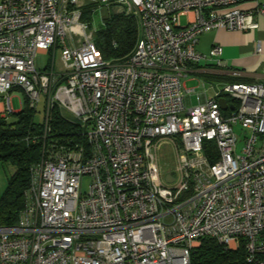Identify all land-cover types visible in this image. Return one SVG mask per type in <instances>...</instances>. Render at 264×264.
I'll use <instances>...</instances> for the list:
<instances>
[{"label":"built area","instance_id":"obj_1","mask_svg":"<svg viewBox=\"0 0 264 264\" xmlns=\"http://www.w3.org/2000/svg\"><path fill=\"white\" fill-rule=\"evenodd\" d=\"M241 1L0 0L5 111L15 90L34 110L44 97L39 137L57 106L88 144L43 148L17 222L0 226V264H190L205 238L228 250L243 241L246 263L264 264V82L211 83L196 106L183 91L189 65L222 66L218 45L196 50L199 36L258 27L264 3L245 11ZM88 3L136 19L129 56L103 59L93 24L80 21ZM56 50L61 68H35L39 53ZM255 51L264 55L259 43ZM163 145L174 159L167 172Z\"/></svg>","mask_w":264,"mask_h":264},{"label":"trees","instance_id":"obj_2","mask_svg":"<svg viewBox=\"0 0 264 264\" xmlns=\"http://www.w3.org/2000/svg\"><path fill=\"white\" fill-rule=\"evenodd\" d=\"M97 14H100L102 25L95 28L93 43L103 59L122 60L129 56L139 36L136 19L125 16L119 6L99 10L88 3L82 7L80 21L91 26ZM13 115V121H10L11 115L8 118L0 116V163L15 167L0 198V226H12L17 222L25 204L31 166L41 159L43 148L73 149L77 146L85 149L88 146L86 129L57 109L50 114L49 134L45 138L39 137L43 124L34 122V109L29 107L26 98L21 110ZM245 257L243 241L237 250H228L216 240L205 238L191 253L190 264H247Z\"/></svg>","mask_w":264,"mask_h":264},{"label":"crops","instance_id":"obj_3","mask_svg":"<svg viewBox=\"0 0 264 264\" xmlns=\"http://www.w3.org/2000/svg\"><path fill=\"white\" fill-rule=\"evenodd\" d=\"M261 3H264V0H242L239 8L251 11L256 8L257 4ZM256 23L258 25L256 29L247 31L218 29L199 36L196 50L206 55L212 45H218L221 48L220 60L222 66L219 67L214 62L206 61L188 66L187 77L183 81V91L187 105L188 96H195V104L191 103L189 106H196L206 99H210L212 91L208 90L207 87L205 88V86H209L211 83H230L228 80H231L232 83L264 82V55H259L255 51L256 45L259 43L262 52H264V17L257 16ZM195 79L201 80L204 90L197 92V88L186 89L185 83ZM189 100L191 99L189 98ZM5 110V105L0 100V116L8 118L10 115L15 114L12 108L11 114H8ZM18 112L16 111V113Z\"/></svg>","mask_w":264,"mask_h":264},{"label":"rangeland","instance_id":"obj_4","mask_svg":"<svg viewBox=\"0 0 264 264\" xmlns=\"http://www.w3.org/2000/svg\"><path fill=\"white\" fill-rule=\"evenodd\" d=\"M116 11V10H115ZM104 13V11L102 10ZM180 24L183 26L186 24V18L181 17L180 18ZM102 25L100 14H97L93 19V26L94 28H99ZM52 56V52L50 53H39L34 61L35 68L37 70H45L51 67V62L53 61L54 68L59 69L61 68L60 60L58 57V51L56 50L54 53V58ZM186 89L190 88H197V92H200L204 90L206 87L208 88V85L205 86V88L202 86L201 80L195 79L194 81L186 82L185 83ZM11 108L16 113V111H20L21 107L24 104L25 96L20 90H15L11 93ZM44 98V97H43ZM41 99L40 103L36 105V109L34 110V122L39 124H44V116H45V103L44 99ZM189 98L191 100H189ZM188 106L191 105V103L195 104V96L187 97ZM29 104V103H28ZM30 105V104H29ZM30 107V106H29ZM31 108V107H30ZM54 109H57L62 114H65L66 116H69L70 118L74 119L70 114L67 112L60 110L57 106L54 107ZM52 112V111H51ZM50 112V114H51ZM14 120V115L10 116V121ZM160 164L162 167L163 172H167L171 170L174 166V159L173 154L171 152V148L168 145H163L160 150L159 154ZM15 172V167L9 163H0V198L4 194L8 181L12 177V175ZM86 186V181L84 182L83 188Z\"/></svg>","mask_w":264,"mask_h":264},{"label":"water","instance_id":"obj_5","mask_svg":"<svg viewBox=\"0 0 264 264\" xmlns=\"http://www.w3.org/2000/svg\"><path fill=\"white\" fill-rule=\"evenodd\" d=\"M219 104H220V107L222 110H225L226 109V103H225V100L223 98L219 99L218 100ZM168 181H172L171 178L168 177L167 179Z\"/></svg>","mask_w":264,"mask_h":264}]
</instances>
